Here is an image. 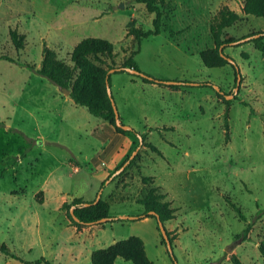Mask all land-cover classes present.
Wrapping results in <instances>:
<instances>
[{
	"label": "rangeland",
	"instance_id": "rangeland-1",
	"mask_svg": "<svg viewBox=\"0 0 264 264\" xmlns=\"http://www.w3.org/2000/svg\"><path fill=\"white\" fill-rule=\"evenodd\" d=\"M157 1L162 31L140 41L133 57L139 69L213 87L149 84L126 71L112 73L119 118L135 131L118 133L65 100L36 69L44 47L72 64L70 52L86 37L109 40L120 66L137 47L128 23L151 29L154 14L134 0H0V56L14 60L0 59V243L20 258L90 264L83 248L93 232L91 248L134 235L153 264H174L153 217L115 219L87 232L68 212L73 198L94 199L141 138L132 164L104 182L109 215L141 217L138 201L155 187L175 210L164 226L177 264H233V256L239 264H264L258 249L264 245V54L248 41L224 48L239 69L237 89L229 64L206 67L199 56L213 47L209 25L222 6L242 16L224 29L226 38L264 31V17L242 14L243 0ZM247 223L250 240L236 239ZM0 264L21 263L0 253Z\"/></svg>",
	"mask_w": 264,
	"mask_h": 264
},
{
	"label": "trees",
	"instance_id": "trees-1",
	"mask_svg": "<svg viewBox=\"0 0 264 264\" xmlns=\"http://www.w3.org/2000/svg\"><path fill=\"white\" fill-rule=\"evenodd\" d=\"M134 1L144 4L146 10L149 13L154 14L152 18V28L143 30L142 28L135 26L134 20H131L128 23L127 34L133 36V39L137 43V47L135 50L130 52L129 56L126 57L120 66H116V64H114V48L113 44L109 40L97 37H86L78 41L70 52V61L72 64L69 65L64 63L56 57L52 50L44 47L41 65L38 69H36L37 74L43 76L58 88H67L69 90L68 96L76 105L85 107L90 114L106 121L108 124L113 126L114 130L118 133L135 131L132 128L131 130H124L115 125L114 110L106 92V86L111 85V74L124 72V67H130L144 74L142 77L133 75L141 79L142 82L166 85L164 80L142 72L133 58L139 51L140 41L143 38L161 33L163 16L161 5L158 4L157 0ZM241 12L244 15L251 14L258 17H264V0H243ZM241 19L242 16L238 12L230 9L226 5L222 6L211 19L209 31L213 41V47H206L199 51L200 59L206 67H221L229 64L234 69L235 75L238 76V66L234 62L233 58L224 52V48L230 44L235 46L240 45V43L236 42L239 39L232 36L226 38L224 35V29L234 25ZM254 34H259V36L251 38L248 42H252L255 48L264 54V31L251 32L244 37ZM11 39L15 46L19 48L20 43L18 35L15 32H11ZM220 47L222 48L221 50ZM0 59L14 62L13 59L7 56H0ZM108 60L110 61L109 63ZM181 84L213 87V85L209 82H181ZM171 86L175 85L172 84ZM141 137L143 138L144 135H141ZM151 147L154 151L161 155V152L156 147ZM128 157L126 159H128ZM132 162L133 159H131L126 166L132 164ZM112 173L107 175L105 180L109 179ZM117 176L118 175H114L113 177L116 178ZM105 180L101 182L99 189L103 188ZM156 190L157 189L155 187H151L138 201V203L144 207V214L141 217H134V219L153 217L157 220V223L158 221H161L164 224L165 221L174 218L175 210L170 207V203L168 201H162L165 195L156 193ZM94 199L85 201L80 197H75L67 205L69 215L75 225L102 224V222H99L101 219H106V222H111L115 219H122L121 217L116 218L109 215L108 202L104 201L101 197L96 202H94ZM232 206L238 212L239 217L242 220H245V217L239 208L233 203ZM71 207H73L72 212H70ZM150 211H153L154 213L151 214ZM252 228V223H247L243 231L236 235V239L240 241L250 240ZM166 232L171 242L172 236L167 229ZM162 243L165 244L163 238ZM258 249L264 256V245L260 244ZM0 253L20 262L21 264H52L50 260L43 256H40L33 261L24 260L11 252L8 246L4 243H0ZM169 254L175 264L176 260L174 255L171 253ZM116 257H121L124 260L130 261L132 264H153L145 252L142 239L134 235L125 239L117 240L107 247L94 249L90 255V264H114ZM232 262L233 264H239L238 260L234 256L232 257Z\"/></svg>",
	"mask_w": 264,
	"mask_h": 264
},
{
	"label": "water",
	"instance_id": "water-1",
	"mask_svg": "<svg viewBox=\"0 0 264 264\" xmlns=\"http://www.w3.org/2000/svg\"><path fill=\"white\" fill-rule=\"evenodd\" d=\"M120 6L123 7V4H121ZM114 9H116V7H114ZM257 36H259V34H254V35H251V36L242 37L239 40H237L236 42L237 43H242V42H245V41H249L251 38L257 37ZM221 49L222 48L220 47V50ZM124 70L126 72L132 74V75H137V76H140V77L144 76L143 73H141V72H139V71H137L135 69H132L130 67H124ZM164 83L165 84H168V85H171V84H181L180 81H173V80H165ZM238 86H239V75L237 76L235 88L237 89ZM215 89L218 90V87H215ZM60 90L65 95H67V96L69 95V90L67 88H60ZM106 92H107L108 97L110 98V101H111V104H112V107H113V110H114V114H115V125L118 126V127H121L124 130H131V127L130 126L121 123V120L119 118V114L117 112L115 103H114L113 98H112L111 88H110L109 85L106 86ZM231 96L232 95H226V98L231 97ZM141 142H142L141 141V138H139V145L134 149V151L131 153V155H129L128 159H126L122 163V165H120V167L113 172V174L111 175V178L125 168V166L128 164V162L134 157L135 153L138 151V149H139V147L141 145ZM101 193H102V189H99L97 191L96 195H95L94 202H96V201H98L100 199ZM72 208L73 207L70 208V212H72ZM150 213L153 214L154 212L153 211H150ZM121 218L122 219H134V217H132V216H121ZM99 222L105 223L106 222V219H101ZM158 228L160 230V233L162 235V238L165 241L166 249L168 250L169 253L173 254L172 253L171 242L169 240V236L167 235V232H166V229H165V226H164L163 222L158 221ZM175 264H177L176 261H175Z\"/></svg>",
	"mask_w": 264,
	"mask_h": 264
},
{
	"label": "crops",
	"instance_id": "crops-1",
	"mask_svg": "<svg viewBox=\"0 0 264 264\" xmlns=\"http://www.w3.org/2000/svg\"><path fill=\"white\" fill-rule=\"evenodd\" d=\"M130 81H133V79H130ZM65 100H67V101H69V100H71V98L69 97V96H66L65 97ZM105 172H107V171H105ZM105 174V173H104ZM107 174V173H106ZM106 174L104 175V176H106ZM144 219H149L148 217H145ZM106 223V222H105ZM105 223H102V224H93V225H91V226H83L82 227V231H85V230H87V232L89 231H93V229H99L100 227H102V226H104V224ZM75 228V230H76V228L77 227H74ZM80 231V230H79ZM81 231V232H82ZM94 237V235H93V232H92V234H91V238H88L87 239V245H86V247H84L83 248V252H84V254H83V257H85V258H89L90 257V255H91V252L94 250V248H91V240H92V238ZM125 239V238H124ZM116 240L115 239H113L112 240V242H110V244H112L113 242H115ZM109 244V245H110ZM108 245V246H109ZM105 247H107V246H105ZM102 248H104V247H102ZM144 248H145V244H144ZM97 249V248H96ZM145 252H146V249H145ZM147 254V253H146ZM148 256V255H147ZM149 258V257H148ZM150 259V258H149ZM151 260V259H150ZM152 261V260H151ZM126 261H122V258L121 257H116L115 258V260H114V264H127V263H125ZM128 262V261H127ZM130 262V261H129ZM131 263V262H130ZM153 263V262H152ZM132 264V263H131Z\"/></svg>",
	"mask_w": 264,
	"mask_h": 264
}]
</instances>
